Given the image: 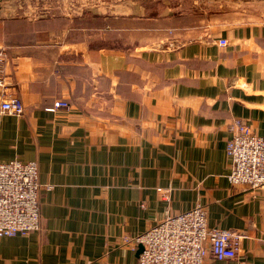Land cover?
<instances>
[{"label": "crops", "instance_id": "obj_1", "mask_svg": "<svg viewBox=\"0 0 264 264\" xmlns=\"http://www.w3.org/2000/svg\"><path fill=\"white\" fill-rule=\"evenodd\" d=\"M37 4L0 0V105L25 107L0 110V160L36 162L41 184V229L0 238V264H136L134 238L198 204L245 236L204 264H264V188L233 185L226 151L234 119L264 136V21L196 16L170 48L146 5Z\"/></svg>", "mask_w": 264, "mask_h": 264}, {"label": "built area", "instance_id": "obj_2", "mask_svg": "<svg viewBox=\"0 0 264 264\" xmlns=\"http://www.w3.org/2000/svg\"><path fill=\"white\" fill-rule=\"evenodd\" d=\"M219 45L226 46L227 41L221 39ZM5 62L6 56L0 50L2 88L6 86ZM66 108L67 101L57 100L46 111L54 113ZM0 110L22 116L25 107L17 96L5 94ZM229 131L226 151L232 161L230 182L254 190L264 188V136L241 119H234ZM40 190L36 162L0 160V238L27 236L41 229ZM244 237L232 230L209 227L208 212L198 204L186 212L168 215L132 241L144 247L136 264H204L209 256L220 261L236 259Z\"/></svg>", "mask_w": 264, "mask_h": 264}, {"label": "rangeland", "instance_id": "obj_3", "mask_svg": "<svg viewBox=\"0 0 264 264\" xmlns=\"http://www.w3.org/2000/svg\"><path fill=\"white\" fill-rule=\"evenodd\" d=\"M34 2L38 3L39 8H43L52 3L77 4L86 3L88 0H34ZM89 2L102 4V8L106 12H112L110 8H112L113 3L122 5L136 3L138 7L140 5L148 6L149 10L136 11L137 14H145L153 19L152 32L148 33L147 37H152L156 45L170 48L193 39L192 27L190 30H179L177 25L187 21L192 23L196 16L217 15L216 19H219L227 11L237 21H264V0H89ZM44 11L42 9V12ZM165 18L173 19L168 21ZM182 34H187L185 36L188 37H183L182 40L180 38ZM140 37L138 36V38ZM164 39L170 40L164 42ZM174 39L177 42L173 41ZM126 44L129 45V43Z\"/></svg>", "mask_w": 264, "mask_h": 264}, {"label": "water", "instance_id": "obj_4", "mask_svg": "<svg viewBox=\"0 0 264 264\" xmlns=\"http://www.w3.org/2000/svg\"><path fill=\"white\" fill-rule=\"evenodd\" d=\"M143 250H144L143 245H139L138 256H140V254L143 252Z\"/></svg>", "mask_w": 264, "mask_h": 264}]
</instances>
